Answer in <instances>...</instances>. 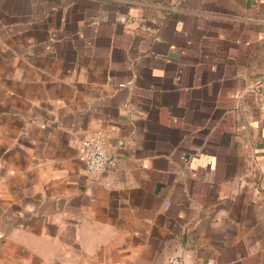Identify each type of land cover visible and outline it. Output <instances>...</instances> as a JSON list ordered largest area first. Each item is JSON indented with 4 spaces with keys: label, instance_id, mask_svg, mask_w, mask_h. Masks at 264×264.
<instances>
[{
    "label": "crops",
    "instance_id": "obj_1",
    "mask_svg": "<svg viewBox=\"0 0 264 264\" xmlns=\"http://www.w3.org/2000/svg\"><path fill=\"white\" fill-rule=\"evenodd\" d=\"M263 74L264 0H0V264H264Z\"/></svg>",
    "mask_w": 264,
    "mask_h": 264
},
{
    "label": "built area",
    "instance_id": "obj_2",
    "mask_svg": "<svg viewBox=\"0 0 264 264\" xmlns=\"http://www.w3.org/2000/svg\"><path fill=\"white\" fill-rule=\"evenodd\" d=\"M259 84L264 83V74L260 77ZM79 157L86 164V169L90 173L104 172L113 164V156L106 146L100 133L84 136L78 145ZM166 264H186L181 257H172Z\"/></svg>",
    "mask_w": 264,
    "mask_h": 264
}]
</instances>
